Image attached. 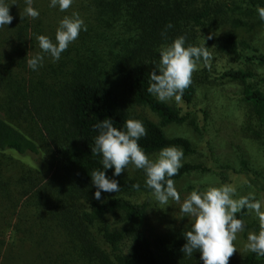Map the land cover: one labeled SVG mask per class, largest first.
Segmentation results:
<instances>
[{
	"label": "trees",
	"instance_id": "1",
	"mask_svg": "<svg viewBox=\"0 0 264 264\" xmlns=\"http://www.w3.org/2000/svg\"><path fill=\"white\" fill-rule=\"evenodd\" d=\"M15 3L10 5L14 19L0 28V156L13 153L33 160L34 167L16 184L25 202L14 205L23 213L25 208L33 211V219L27 232L19 235V248L1 250L0 239V264H203L198 251L192 256L181 252L189 227L147 232L146 204L129 198L152 193L146 180L125 172L114 176V168L106 169L120 191H101V199L94 198L97 189L90 174L103 170L102 156L92 153L98 134L94 126L110 118L124 130L131 118L116 92L118 84L132 107L147 109L159 120L136 119L146 129L138 143L147 155L166 146L181 148L184 155L193 153L189 140L167 137L163 131L167 125L186 122L181 108L147 91L149 73L159 63L158 50L184 36L185 46L205 44L212 57L223 54L263 66L264 53L239 40L236 31L251 32L264 24L257 12L264 0H73L64 12L50 7V0H33L39 12L36 19L21 18L26 5L24 0ZM73 12L79 13L87 31L81 30L53 62L41 53L36 36L43 35L44 26H58ZM217 31L219 37L204 39ZM37 53L44 55L43 65L32 70L27 60ZM220 78L242 84L241 97L250 115L264 123V91L248 83L255 74L230 68ZM194 81L181 99L186 106L195 96ZM240 164L248 173L246 161ZM197 169L182 164L172 179L176 182ZM42 172L44 178L37 175ZM137 184L139 188L133 187ZM253 185L264 193V182L255 178ZM246 213H237V218ZM229 264H264V256L235 253Z\"/></svg>",
	"mask_w": 264,
	"mask_h": 264
},
{
	"label": "rangeland",
	"instance_id": "2",
	"mask_svg": "<svg viewBox=\"0 0 264 264\" xmlns=\"http://www.w3.org/2000/svg\"><path fill=\"white\" fill-rule=\"evenodd\" d=\"M57 27L44 26L43 35L51 38ZM210 34L212 38L219 37L221 31L208 33L204 38L207 39ZM236 35L239 40H245L264 53V24L251 32L237 30ZM230 68L251 70L255 78L248 83L264 91V65H248L240 60L234 61L226 55L216 54L207 65L198 62L192 77L197 86L196 92L189 105H184L181 100L167 101L181 108L186 122L181 125H167L163 131L167 137H183L189 140L194 151L183 156L182 164L199 166V169L175 182L181 201L194 189L203 190L208 186L231 184L237 189L238 195L252 192L258 200L264 202V193L253 185L255 178L264 182V123L250 115L249 108L241 97L242 84L220 78L221 73ZM107 79L111 81V76H107ZM115 87L131 115L130 119L145 117L156 123L159 121L149 110L132 107L124 96L122 87L118 84ZM190 120L193 125L189 123ZM156 154L158 152L148 154V157L154 159ZM241 160L246 161L248 173L242 172ZM34 165L29 156L22 157L13 153L0 156V239L3 241L1 250H7L9 246V249L19 248V235L27 232L25 228H30L33 211L25 208L23 213L14 205L20 206L25 202L20 197L16 184ZM124 172L139 180H146L144 171L136 169L133 165H129ZM44 173L37 175L41 174V178H44ZM129 198L146 204L145 228L149 234L161 232L166 228L189 227L187 217L179 211V204L172 200L168 205H162L152 193L146 192L133 194ZM242 220L245 229L237 234L234 242L237 248L236 256L239 257L248 252L245 248L248 233L258 232L259 227L254 213L247 211ZM16 224H20V227L16 228Z\"/></svg>",
	"mask_w": 264,
	"mask_h": 264
},
{
	"label": "clouds",
	"instance_id": "3",
	"mask_svg": "<svg viewBox=\"0 0 264 264\" xmlns=\"http://www.w3.org/2000/svg\"><path fill=\"white\" fill-rule=\"evenodd\" d=\"M26 7L23 15L36 19L39 12L32 6L33 0H24ZM73 0H50V7H59L64 12L68 10ZM12 4H16L13 0ZM7 0H0V28L11 24L14 19L10 14ZM257 12L264 21V7H258ZM173 25L168 24L167 28ZM87 31V26L78 12L65 15L55 31V40L46 35H37L41 53L47 54L56 62L68 46L74 42L81 32ZM205 39V38H204ZM207 39H212L210 34ZM159 63L149 73L147 91L159 101L167 102L182 99L184 90L192 84V77L197 70L198 62L205 65L212 59L209 48L204 45L185 46V37L179 36L170 44L159 48ZM37 53L27 60L32 70H38L43 65L44 55ZM98 134L94 139L92 153L102 156V169L93 170L90 174L92 184L97 191L94 198L101 199L103 192H119L120 185L115 179L107 177L105 170L114 168V176L133 165L143 170L146 176V186L152 190V195L162 205H168L172 200L179 204V211L188 219L189 230L184 234L186 243L181 252L192 256L194 251L200 253L203 264H229L230 258L237 252L235 240L237 234L244 231L242 219L237 213L247 210L254 213L258 219V232L250 231L247 235L245 248L258 256H264V202L258 200L255 194L238 195L237 189L231 184L208 186L203 190L194 189L181 201V195L175 187L172 177L176 176L182 167L183 150L176 146L163 147L154 159H150L138 141L145 136L143 122L128 119L124 130L114 126L110 118L97 123ZM139 188V185H133Z\"/></svg>",
	"mask_w": 264,
	"mask_h": 264
}]
</instances>
